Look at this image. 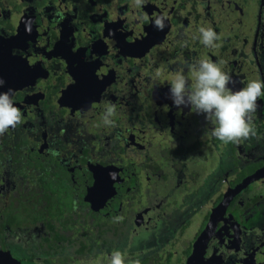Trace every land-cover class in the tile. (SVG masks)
Instances as JSON below:
<instances>
[{"label":"flooded vegetation","instance_id":"obj_1","mask_svg":"<svg viewBox=\"0 0 264 264\" xmlns=\"http://www.w3.org/2000/svg\"><path fill=\"white\" fill-rule=\"evenodd\" d=\"M13 15H19V28ZM159 16L165 17L162 31L154 26ZM201 26L220 37L215 46L201 43ZM199 59L219 64L232 78V91L264 81V0H143L139 6L135 0H0V77L9 80L1 93L12 97L22 115L16 128L0 136V206L26 201L39 205L42 214L17 232L0 221V250L23 264H55L52 258L58 264L81 259L110 264L113 251H103L104 246L123 248L126 264L137 260L131 236L127 245L100 233L107 220L126 228L141 221L163 232L166 215L158 210L165 201L189 198V186L183 188L189 154L207 165L203 151H208L229 159L234 177L219 193L220 201L213 206L218 196L210 199L211 207L196 217L184 264L225 192L256 174L229 199L199 264H264V96L253 115L256 133L263 131V142L255 144L259 149L251 151L249 139L217 149L220 141L210 132L214 122L190 105L176 106L170 92L178 72L195 83L191 66ZM109 78L115 81L107 84ZM15 83L20 86L11 92ZM111 105L112 123L105 124ZM175 116L178 124L172 127ZM163 134L166 142L158 143L156 136ZM239 159L245 161L240 167ZM170 164L174 170L167 173ZM241 172L246 174L230 185ZM166 183L170 191L163 193ZM48 224L57 225L62 239L70 237L56 242V253L41 244ZM83 228L94 232V241L92 252L82 256L75 241ZM7 244L29 256H14ZM41 252L46 258L40 260L35 255ZM137 252L140 262L150 255Z\"/></svg>","mask_w":264,"mask_h":264},{"label":"clouds","instance_id":"obj_2","mask_svg":"<svg viewBox=\"0 0 264 264\" xmlns=\"http://www.w3.org/2000/svg\"><path fill=\"white\" fill-rule=\"evenodd\" d=\"M135 2L139 6L143 0H135ZM154 26L162 31L166 26L165 17H157L154 20ZM199 33L201 43L205 47L215 46L214 42L220 39L211 27L201 26ZM191 69L195 75L194 84L190 85L185 75L179 72L170 82V92L174 104L178 107L190 105L197 113L204 114L207 121L214 122L215 127L212 129L211 135L220 141L217 149L224 143H239L242 139L247 140L255 137L257 133L253 127V115L259 107V98L264 96V81L252 80L245 87L232 91L228 87L232 83V78L222 70L219 64L207 59H199L191 66ZM114 81V78H110L107 84ZM114 113L115 105L106 109L105 124L112 123L110 117ZM21 120V111L14 105L12 97L8 93H0V136L10 128H16ZM177 120L178 117L171 122L172 127L177 126ZM219 162L222 161L219 160ZM172 167V164L167 165L166 172L171 173ZM215 171L217 170L214 168ZM179 204L181 206L187 204V199L184 203ZM110 264H126L124 256L119 250L113 251L111 254ZM128 264H141V262L137 259L128 262Z\"/></svg>","mask_w":264,"mask_h":264},{"label":"rangeland","instance_id":"obj_3","mask_svg":"<svg viewBox=\"0 0 264 264\" xmlns=\"http://www.w3.org/2000/svg\"><path fill=\"white\" fill-rule=\"evenodd\" d=\"M18 16L19 15H13L12 17H10V20L14 22V24L16 25V28L20 27V23H17L15 21V19ZM22 25L25 26L24 23ZM33 45L36 46L35 42H32V46ZM35 52H36V55H39L40 57L41 55L40 49H36ZM212 57H214V55ZM262 133L263 131L260 133H257L258 135L257 138H255L256 137L255 136L249 140L247 139L248 142L250 143L251 151L253 150L256 151L259 149V147H257L255 144L256 142H259V141L263 142ZM156 138H157L156 140L158 143H162V142H166L167 136L166 134H163L161 136H156ZM190 138L191 137L189 136V140ZM203 140L204 139L200 137L199 141L201 142ZM194 141H195V137H194ZM173 146H176V145L173 144ZM193 154H196V153L193 152L192 154H189V161L185 162V165L189 166V169L184 170L185 179L183 182L184 183L183 188L185 187V185L189 186V195L186 196V197H189L187 198V205L181 206V204H179L177 200H173V201L170 200V201H165V204L161 207V210L160 209L158 210V213L160 215L161 214H164V216L166 215V221L163 227L164 231L161 233H155L152 230L144 227L141 221L140 222H136V221L130 222L129 227L133 233L129 235L131 236V239L129 241H132V242L135 241L134 243H132L130 248H133L134 250L133 253L134 255H136L135 256L136 258H139L138 260H141L142 258L138 256L137 251H140L141 254L146 255V254H153L155 252H162L165 250H172V251L176 250L178 253V250L183 249L185 245L188 244L189 239L194 235V233L197 230L198 224L195 222L196 217L199 214L204 213L207 209L211 207L210 199L214 200L219 195L220 192H224L228 186L227 183L232 177H234L233 165L229 163V159L227 160L222 159L219 152L210 153L208 151H203L205 160L208 162L207 165L205 161L198 162V160H195L192 157ZM247 154L248 153H245V156L242 155L240 157L245 158L247 157ZM219 160L222 162H219ZM244 163L245 161L243 162L239 159L237 166L240 167ZM211 164L214 166V168L217 171L209 172V173H203V172L198 171V168L200 169L203 168L204 170H206L207 168L208 170L211 171L212 170L211 168L213 167ZM170 170L173 171L174 170L173 167ZM189 174H191V177L193 175L194 178L193 179L191 177L189 178ZM190 180H192V183L189 184ZM55 190L60 191L61 188H59V186H55ZM160 191H162L163 193L164 191L165 192L170 191L169 184L168 183L164 184V186L161 188ZM54 201L57 202V200H54ZM189 202H194L192 207H189ZM190 224H191V227H189ZM161 226H163V224ZM221 234H222V231H221ZM222 235L224 236L225 233H223ZM32 245L36 247L35 241L32 242ZM6 247L7 248L10 247V250L14 256L21 255L23 259L29 256V255L25 256V254L21 250H19L17 247H14L11 244H7ZM126 247H124V249H126ZM30 248L34 250L32 246H30ZM101 249L107 253L111 250L112 251L119 250L120 252L122 251L121 252L122 254L124 252L123 248L120 249L119 247L115 249L114 247L107 248L106 246H104V249L103 248ZM126 251L128 252V250ZM35 256L37 257L40 256L39 258L40 260L46 258L44 257L45 255L42 252L38 253V255H35ZM84 259H88L89 261H92V262L95 261L91 257H85ZM124 259L127 262L128 259L125 257ZM52 260L54 261L55 264H58V262L56 261V258H52ZM83 262L84 261L81 259L80 264H83ZM26 264H29V263L26 262ZM96 264H100V263L97 262Z\"/></svg>","mask_w":264,"mask_h":264},{"label":"trees","instance_id":"obj_4","mask_svg":"<svg viewBox=\"0 0 264 264\" xmlns=\"http://www.w3.org/2000/svg\"><path fill=\"white\" fill-rule=\"evenodd\" d=\"M246 174V172H241L238 175H236L235 179L230 182V185H235L238 183L241 178ZM253 185L249 186L248 188H251ZM46 197H48L49 202L52 201L53 196L46 194ZM221 196L217 199H215L212 203V205H216L220 201ZM38 203L42 202L41 198L36 199ZM48 202V201H47ZM0 205H3V202H0ZM35 209L37 210L35 215H32V213L35 212ZM38 211H41L39 205H34L33 203H27L26 201H20V202H14V200H11L9 204H6V206H0V221L2 222L5 227L9 230H13L17 232L18 230H22L25 227L31 226V224L38 222V219L42 218V214ZM207 217V215H206ZM206 217L205 220L206 221ZM109 225L106 226V230L100 231L101 234H110V236L114 240H121L123 239L125 244H127V240L133 232L129 228L123 227L120 224L116 225L115 221L113 220H107ZM105 221V223L107 222ZM28 225H24L26 223ZM57 225H51L48 224V230L46 229V232H49V235L44 237L41 240V244L47 246L49 249H55L57 248V241L63 240V241H70V237H67L65 239H62L61 235L56 229ZM147 229L152 230L153 232H156L157 227H149ZM82 233L80 237L75 241V243L78 246V253L82 256L84 254L90 253L93 250L92 247V241H94V232L90 231V229L83 228ZM221 233V232H220ZM134 243V242H133ZM191 241L188 242V244L185 245L183 249L178 250V253H174L172 250H165L160 253H153L150 254L149 257H146L143 261H141V264H184V261L186 257L189 255L191 250ZM57 250L55 249V253ZM50 259H45V262L48 263ZM59 260V259H58ZM65 260L64 259H61Z\"/></svg>","mask_w":264,"mask_h":264},{"label":"water","instance_id":"obj_5","mask_svg":"<svg viewBox=\"0 0 264 264\" xmlns=\"http://www.w3.org/2000/svg\"><path fill=\"white\" fill-rule=\"evenodd\" d=\"M0 81H2V83H0V93H1V89L4 88L3 85L7 86V84L9 83V80L3 76V77H0ZM18 86H20V85L15 83L12 86L13 88H12L11 92H14V90ZM258 175L259 174H256V175H253L249 178L244 179L240 185L235 186L234 188H230L227 192H225L224 199L226 196H227V198L225 200L223 199L224 201L222 200V202H220L218 204V206L214 209V212L209 217V220H208L207 224L205 225L204 230L199 235L197 240H195V242L193 243L191 256H190V258L189 257L187 258V261L185 264H199L201 262V257L203 255L204 247L206 246L208 239L212 236V234L216 230L217 224L219 223V221L222 220L223 215L226 211L229 199H231V196L233 194H235L236 192H238L239 190L244 188L248 183H250V182L254 181L256 178H258L259 177ZM221 204H222V206L220 207ZM201 240H202V245H203L202 248H200V246H199ZM198 248H199V250L201 249L199 254L196 253V250ZM194 256H195V258H194ZM0 264H22V263L19 260H17L16 258H14L9 251L0 250Z\"/></svg>","mask_w":264,"mask_h":264},{"label":"bare ground","instance_id":"obj_6","mask_svg":"<svg viewBox=\"0 0 264 264\" xmlns=\"http://www.w3.org/2000/svg\"><path fill=\"white\" fill-rule=\"evenodd\" d=\"M199 246H200V248H202V246H203V245H202V240L200 241ZM200 251H201V249L199 250V248H198V249L196 250V253L199 254ZM194 258H195V256H194Z\"/></svg>","mask_w":264,"mask_h":264}]
</instances>
